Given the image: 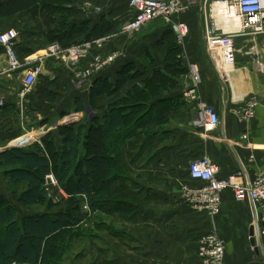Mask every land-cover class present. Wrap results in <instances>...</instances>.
Listing matches in <instances>:
<instances>
[{"label":"crops","instance_id":"crops-1","mask_svg":"<svg viewBox=\"0 0 264 264\" xmlns=\"http://www.w3.org/2000/svg\"><path fill=\"white\" fill-rule=\"evenodd\" d=\"M5 1L0 0V3ZM72 1L80 8L76 15L78 19L89 20L92 24L99 22L101 17L110 21L113 33L109 35L118 34L107 47L118 49L121 57L93 82L79 83L67 67L57 63L54 66L57 81L52 88L59 85L66 91L61 92V96L55 93L59 101L52 109L56 116L53 126L42 128L43 123H39L42 125L37 128L34 123L39 118V109L35 106L41 102L35 86L39 77L25 95H21L23 80L28 66L45 54L50 44L48 33L57 27L39 5L14 16L0 17V34L9 29L17 30L16 51L24 64L22 70L10 71L5 49L0 44V152L43 145V139L53 131L56 133L59 127L90 122V115L95 112L89 98L94 82L116 80L126 64L134 63L145 76L127 82L113 95H100L97 106L122 100L135 85L152 77L154 70L165 68L168 38H175L171 26L155 21L128 39L119 33L133 16L129 0ZM197 1L192 9L180 16L190 26L187 56L198 65L201 95L219 113L221 123L213 130L205 131L197 125L198 114L193 120L191 110L184 105L177 106L168 116L170 106L162 105L166 100L181 95L189 102L186 96L192 85L189 73L182 75L176 88L164 91L151 101L152 104L148 103L146 117L151 116L153 120L138 127L136 133L126 139L121 159L128 173L112 185L113 190L121 191L127 205L120 206V201H113L95 211L83 208L80 226L68 225L64 236L52 237V242L64 248V264H202L198 243L203 234L212 230H216L226 243L225 264H264V238L256 234L259 252L250 241V228L255 217L248 202L237 201L232 190L224 191L222 211L212 219L182 195L184 185L196 184L188 175L189 163L204 155L218 164L220 177L245 169L241 178L245 183L264 169V35L237 34L230 46L217 40L208 50L206 29L211 13L204 9L201 0ZM96 7L101 10L97 11ZM212 14L215 16L216 12ZM216 16L222 23L226 20L223 14ZM222 30L227 29L223 26L218 35L224 34ZM86 62L87 59L82 64ZM75 93H80L77 96L84 103L82 111L75 110L74 98L67 101ZM253 94L261 100L256 117L248 124H240L232 109ZM64 98L67 105L72 103L73 109L62 108ZM245 132L249 135L247 140L241 138ZM58 141L60 146L62 139L58 138ZM26 189L27 182L12 186L8 169L0 165V207H13L20 224L23 225L26 217L54 215L65 209L42 202L33 208L25 207L13 198L12 192ZM77 226L80 233L73 232Z\"/></svg>","mask_w":264,"mask_h":264},{"label":"trees","instance_id":"trees-1","mask_svg":"<svg viewBox=\"0 0 264 264\" xmlns=\"http://www.w3.org/2000/svg\"><path fill=\"white\" fill-rule=\"evenodd\" d=\"M37 5L57 27L48 33L50 43L69 47L113 33L112 24L103 17L95 24L78 19L80 8L72 0H7L0 3V17L14 16ZM168 41L165 68L154 70L152 77L135 85L122 100L102 107L96 104L100 95H113L127 82L145 76L134 63L123 66L114 81L94 82L89 98L95 112L90 115V122L59 127L56 133L43 139V145L0 152V165L8 169L12 186L27 182L25 191L12 192L13 198L25 207L33 208L40 202L52 205L44 188L49 173L56 176L69 195L65 209L54 215L26 217L23 225L16 220L18 213L13 207H0V264H64V248L51 239L64 236L68 225L80 224L85 205L92 211L109 206L113 201H120V206L127 205L121 191L112 189L113 183L128 173L121 159L126 139L134 135L138 127L153 120L151 116L146 117L148 103L152 104L151 101L164 91L176 88L182 75L189 72L186 62L179 57L181 48L176 39L169 37ZM53 85L52 79L39 75L35 93L40 101L56 93ZM73 102L75 110H84L80 96H75ZM188 103L178 95L162 105L170 106L169 116L177 106L187 107ZM54 138L57 142L53 143ZM58 138L62 139L60 146ZM78 226L74 233L81 232Z\"/></svg>","mask_w":264,"mask_h":264},{"label":"built area","instance_id":"built-area-1","mask_svg":"<svg viewBox=\"0 0 264 264\" xmlns=\"http://www.w3.org/2000/svg\"><path fill=\"white\" fill-rule=\"evenodd\" d=\"M197 0H129L133 10V16L127 20L119 34L133 37L145 26L155 21H163L171 26L175 33V39L181 48V58L185 59L189 75L192 79L191 87L186 91L187 99L197 110V125L205 131L213 130L221 123V117L214 107L207 104L200 92L201 75L198 65L189 61L187 56L186 43L190 34V26L180 16L192 9ZM206 11H210L206 29V42L208 50L217 40L226 46L233 43V36L245 34L252 36L264 35V0H201ZM218 4L225 8L223 14L226 20L222 23L217 19L218 13L214 16ZM100 11V7H96ZM239 20L238 28H232L233 22ZM229 28L221 36L218 31ZM118 33L107 35L92 41H83L69 47H63L58 42L50 43L45 54L40 56L35 64L29 65L26 69V76L23 80L24 90L29 91L34 87L39 75L42 73L43 61H56L67 67L70 74L79 82H93L103 72L113 66L121 57L118 49L107 47L112 38ZM18 32L9 29L0 34V44L4 47L8 60V69L17 72L24 68L17 51L16 42ZM87 62L82 64V61ZM261 103L260 98L253 94L248 96L241 104L232 109L234 117L240 124L250 123L257 114V108ZM3 105V103H2ZM242 139L249 138L248 132L241 136ZM253 159L254 157L251 156ZM244 169V168H243ZM244 170L228 177H220V167L214 163L208 155L193 160L188 166V175L195 185L186 184L182 187V195L185 200L195 208L205 211L207 215L215 219L222 211L223 192L232 190L234 197L239 202H248L255 217L260 237L264 238V169L259 170L255 177L248 182L241 180ZM44 188L49 198L59 202L60 194L67 197L66 192L53 173L45 177ZM57 193V195H54ZM89 210V206H84ZM198 254L202 264H225L226 243L216 230H212L201 236L198 243ZM157 264H166L158 262ZM181 264V263H170Z\"/></svg>","mask_w":264,"mask_h":264},{"label":"rangeland","instance_id":"rangeland-1","mask_svg":"<svg viewBox=\"0 0 264 264\" xmlns=\"http://www.w3.org/2000/svg\"><path fill=\"white\" fill-rule=\"evenodd\" d=\"M116 37V36H115ZM114 37V38H115ZM120 37H123V36H120ZM119 37V38H120ZM118 38V39H119ZM113 39V38H112ZM128 39H131V37H128ZM132 41V40H131ZM129 43H130V41H129ZM42 63V73H43V75L42 76H47V77H49L50 79H52L53 81H55V83H56V81H57V75H56V68L54 67V66H57L58 64V62H56V61H43V62H41ZM47 69H49V70H47ZM47 71H50V72H47ZM53 88H55V87H53ZM53 90H55V92L57 93V95L59 96H61V95H63L61 92H65L66 90H64L63 88H60V86L58 85L55 89H53ZM56 94H52L51 95V97H44L43 98V101H40L39 100V102H41V103H38L36 106H35V108L38 110L39 109V118L38 119H36L37 120V122L36 123H34L35 124V126L37 127V128H39L40 127V125H42V124H39V123H43V125L41 126L42 128L43 127H45L46 126V128H48V127H51V126H53V124L55 123L54 121L56 120V116L54 117L53 116V114H52V109H54V107L56 108L57 107V104H58V101H59V99H58V96H57ZM75 96H77V95H80V93H75L74 94ZM75 96L74 97H70V99H68L67 101H69V100H72L73 98H75ZM56 97H57V99H56ZM68 97V96H67ZM66 97V98H67ZM66 98H64V99H62L61 101L63 102V106L64 107H62V108H67L68 110H71V108L73 109V105H72V103L71 104H69V105H67L65 102H67L65 99ZM55 102H56V104H55ZM61 108V107H60ZM44 117H46L47 119H45L44 120ZM41 118H42V120H41ZM32 121V120H31ZM51 133H55L54 131L53 132H51ZM52 140V139H51ZM54 141L55 142H57L56 140H55V138L53 139V143H54ZM61 186V185H60ZM63 189V188H62ZM64 190V189H63ZM64 192H66L65 190H64ZM54 195H57V193H55ZM68 195V194H67ZM51 199V198H50ZM60 203H54L53 201H52V199H51V203L52 204H55V205H59V206H57V208H66L67 207V204H68V200L69 199H66L65 198V196H63L62 194H60ZM61 204V205H60ZM55 208V207H54ZM84 209H86L85 207H84ZM87 210V209H86Z\"/></svg>","mask_w":264,"mask_h":264},{"label":"water","instance_id":"water-1","mask_svg":"<svg viewBox=\"0 0 264 264\" xmlns=\"http://www.w3.org/2000/svg\"><path fill=\"white\" fill-rule=\"evenodd\" d=\"M187 108L189 110H191L192 118H193V120H195L197 118V110H196V108L193 106L192 103H189L187 105ZM256 234L259 235L257 223L252 225L251 228H250V241H251L252 246L255 248V250L257 252H259V247L256 245V243H257Z\"/></svg>","mask_w":264,"mask_h":264},{"label":"bare ground","instance_id":"bare-ground-1","mask_svg":"<svg viewBox=\"0 0 264 264\" xmlns=\"http://www.w3.org/2000/svg\"><path fill=\"white\" fill-rule=\"evenodd\" d=\"M224 8L225 7L223 5L218 4L216 6V8H215V12L218 13V15H220L221 14L220 12H222L224 10ZM239 25H240V21L239 20H236V21L233 22V25H232L233 27L232 28H238ZM228 30H229V28H227L226 31H228Z\"/></svg>","mask_w":264,"mask_h":264}]
</instances>
